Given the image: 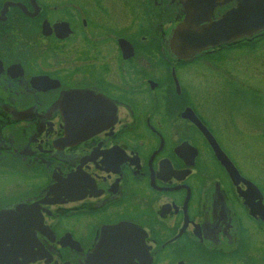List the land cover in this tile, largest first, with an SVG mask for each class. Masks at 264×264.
<instances>
[{"label":"flooded vegetation","instance_id":"1","mask_svg":"<svg viewBox=\"0 0 264 264\" xmlns=\"http://www.w3.org/2000/svg\"><path fill=\"white\" fill-rule=\"evenodd\" d=\"M183 16L180 0H0V264L101 261L121 222L122 264H264V153L234 140L264 139V62L248 61L264 27L183 58Z\"/></svg>","mask_w":264,"mask_h":264},{"label":"water","instance_id":"2","mask_svg":"<svg viewBox=\"0 0 264 264\" xmlns=\"http://www.w3.org/2000/svg\"><path fill=\"white\" fill-rule=\"evenodd\" d=\"M180 1L184 16L174 27L169 38L170 49L178 57H190L209 47L229 42L236 43L264 27V0H234V6L214 19H210L213 9L229 0ZM78 95L84 99L92 97L85 92ZM197 123L204 128L198 121ZM203 130L207 133L205 128ZM125 224L121 222L101 228L92 252L102 260L88 264H122L119 260H115L116 257H120L122 237L109 240L108 235L111 233L115 236L118 232L126 230ZM138 240L139 246L141 240L139 233Z\"/></svg>","mask_w":264,"mask_h":264},{"label":"rangeland","instance_id":"3","mask_svg":"<svg viewBox=\"0 0 264 264\" xmlns=\"http://www.w3.org/2000/svg\"><path fill=\"white\" fill-rule=\"evenodd\" d=\"M111 4H113V2ZM114 5H116V4H113V8H114ZM126 11H127L126 8H122V7H121V9H119L117 11H114V9H113L112 17H116L120 14H124V13H126ZM241 52H242V49H238V50L234 51L235 54H238ZM237 58L241 59V55H238ZM248 61L250 64L264 62V53H262V51L261 52L250 51ZM192 67L196 70V74L193 75V78H192L194 80V83L192 80L194 92L200 96V98L202 100V105L204 106L205 110L207 111V114L211 115V113L214 109V108L211 109V107H212V98H211L212 91L211 90H213L212 89V85H213L212 83L215 81L214 80L215 78H211L210 75L214 76V73L212 72V70L209 67L205 66L203 63H199V64L196 63V66H192ZM263 69H264V63H263V66L261 68L262 73H263ZM198 72H200V73L198 74ZM201 73H205L206 76L201 77ZM224 78L225 77L221 76L220 80L224 79ZM262 79H264V74H263ZM216 80H217V78H216ZM218 85H219V82H215V87ZM207 107H210V109L207 110L206 109ZM234 136H235L234 140L243 141L242 144H240V145L243 146L244 148L251 149V151L253 150V152L261 151L264 153V144H263L264 139L262 138L261 135L252 134L249 132L248 133L243 132V133H239V134L235 133ZM236 145H238V144H236ZM245 162L243 161V166H244L245 170L248 172H251V168L249 167V165H247L248 162L246 160H245ZM256 250L257 249L255 247H254V249L253 248L249 249V251L253 252V253H255Z\"/></svg>","mask_w":264,"mask_h":264}]
</instances>
